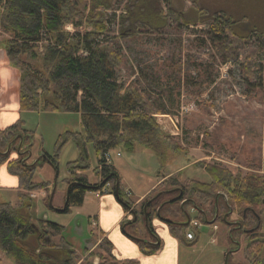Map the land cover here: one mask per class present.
Instances as JSON below:
<instances>
[{
	"label": "trees",
	"instance_id": "16d2710c",
	"mask_svg": "<svg viewBox=\"0 0 264 264\" xmlns=\"http://www.w3.org/2000/svg\"><path fill=\"white\" fill-rule=\"evenodd\" d=\"M120 3H124V11L118 16L119 35L110 39L112 14ZM173 24L204 27L205 43L222 64L243 54L241 66L248 78L258 73L256 62L264 55V0H183L180 9L173 0H0V30L5 34L0 47L19 73L20 111L79 115L82 125L81 132L59 135L53 155H44L33 164L29 156L35 133L26 129L23 121L0 130V167L7 165L10 174L20 180L16 204L2 200L0 195L3 258L12 264H92L94 258H99V264H119L107 239L80 263L77 252L64 238L65 227L38 218L31 197L34 192L47 191L43 206L71 215L84 205L90 192L107 189L116 196L119 182L117 200L126 213L136 215V220L126 226V235L144 255H154L160 249V245L141 240L145 205L149 203V235L157 239L152 220L167 196L172 195V199L179 194L167 191L179 188L181 199L166 203L162 211L169 204L184 203L183 208H196L201 220L207 213L213 218L218 212L219 219L231 211L238 214L242 228L231 232L232 240L240 241L238 238L248 232L245 264H264V242L253 234L263 228L259 219L264 214L262 148L258 160L235 170L221 163L197 162L195 166L210 176L209 183L184 180L180 171L161 182L139 207L125 192L117 169L106 163V154H132L138 146L151 151L162 166L172 157L188 153L171 135L161 133L156 117L174 113L168 111L167 102L155 96L158 85L149 84L141 72L134 80L119 77L125 65L120 40L143 32L164 34ZM177 66L182 68L181 60ZM259 84L252 86L264 91V83ZM70 143L75 145L78 158L66 165L68 196L65 209L59 211L50 204L53 181L38 183L34 178L46 164L59 178L60 155ZM90 147L97 158L95 167ZM12 152H18L16 159L11 160ZM160 192L164 193L152 200Z\"/></svg>",
	"mask_w": 264,
	"mask_h": 264
},
{
	"label": "rangeland",
	"instance_id": "374dc122",
	"mask_svg": "<svg viewBox=\"0 0 264 264\" xmlns=\"http://www.w3.org/2000/svg\"><path fill=\"white\" fill-rule=\"evenodd\" d=\"M173 3L177 9H180L183 0H173ZM185 3L187 7L190 6L188 2ZM123 11L124 3H120L116 13L112 14L108 34L110 39L119 35L118 16ZM67 29L74 32L72 27ZM203 31L204 27L182 28L173 24L164 34L143 32L133 39L120 40L119 45L125 54V65L119 72V77L134 80L141 72L147 76L149 84L158 85L157 92H154L155 96L167 102L168 111L174 113L156 118L160 123L161 133L172 134L175 141L187 149V156H190L172 157L165 166H162L156 156L142 146H138L133 154L122 152V158L115 159L114 166L121 173L123 183L125 180L131 181L133 198L138 197L141 191L162 175L175 172L190 164V160L221 163L235 170L252 164L253 160H258L262 148L264 165V91L260 86H252L264 83V55L256 62L258 73L254 78H248L241 66L243 54L237 59L222 64V60L215 56L212 47L205 43L206 37ZM3 35L5 34L0 30V39ZM179 60L182 61L181 69L177 66ZM142 82L147 84L144 79ZM28 115L25 120L26 129L35 133L34 147L30 151V159L28 158L31 164L44 155H53L59 135L68 131H82L79 115L63 113H28ZM89 153L91 163L96 164L95 153L91 147ZM18 155V152H12L11 160L16 159ZM77 158L78 151L75 145L68 144L60 155L59 178L56 179L58 190H62L66 183V165ZM88 175L91 176L92 171ZM54 176L52 168L46 164L36 172L34 180L38 183H46L45 181ZM183 176L201 183L210 182L208 173L196 166L189 167ZM34 193L37 194L34 203L42 210L45 208L41 204L42 192ZM1 194L4 196L2 192ZM95 194L90 192L86 196V202L95 199ZM9 196L10 202L15 200V194ZM171 196H167L166 201ZM56 203H58L57 198ZM91 209L94 210L95 206ZM178 209L180 208H177V205L169 204L162 211L163 217L156 219L167 226L169 211ZM45 213L56 222L65 221V215L64 217L52 215L46 208ZM188 216L190 220L199 219L198 221L204 222L203 228L213 221L212 216L209 215L210 221L206 223L205 217L201 220L199 213L194 210H189ZM233 216L236 218L235 215ZM133 218L132 214L129 220ZM180 221L186 222L185 219ZM260 221L263 227L261 231L264 232V215L260 216ZM215 223L220 229L216 233L212 232L210 226L211 231L200 228L205 234L201 236L199 244L206 252L204 259L210 258L215 251V260L220 264L221 260H224L225 251L234 248V243L237 241H233L230 237V226L227 223L222 219ZM241 239L243 240L240 251L228 264H232L236 259L245 264L244 250L247 242L246 238ZM219 251L222 257L219 256Z\"/></svg>",
	"mask_w": 264,
	"mask_h": 264
},
{
	"label": "crops",
	"instance_id": "0c3cea01",
	"mask_svg": "<svg viewBox=\"0 0 264 264\" xmlns=\"http://www.w3.org/2000/svg\"><path fill=\"white\" fill-rule=\"evenodd\" d=\"M27 116H29L28 113H22L20 111L19 73L15 68H13L10 65L5 52L0 47V130H5L6 128L11 127L12 125L16 124L19 121H23L25 128H27V124L25 121ZM157 117L163 118L165 117V115H160ZM165 134L169 135L166 132ZM145 150L149 151L147 149ZM118 153L120 152H117L116 154L111 153L113 155V159L111 163L113 166H114L115 159L122 158V156H118ZM187 157H190V156H187ZM196 163L197 161H193L190 164H187L186 166H183L182 168L177 169L175 172L162 175L161 178L150 183L148 187L144 191H141L138 197L136 198H133L134 192L132 190L131 181L125 180V182L123 183V180L121 178V173L119 172L118 168H116L115 166L114 167L117 169L120 175L121 182H122L125 192L130 194L131 199L135 202V206L139 207L143 204L145 199L157 188V186L161 182H163L164 180L168 178H171L174 174L180 171H183L185 173V171L189 167H193V166L195 167ZM96 164H97V158H96ZM96 164H92V166L95 167ZM183 179L185 180L186 177L183 176ZM48 181H53V184L55 181L54 187H56L55 192H54L52 207L56 210L62 211L66 203V194H67V189H68L67 184L65 183L62 190H58V184L56 185L55 176L53 178H50V180ZM54 187H53V190H54ZM173 190L175 191L170 192ZM173 190H170L169 192L167 191V193L173 194L175 192H178L179 195H174L172 199H168L162 204L161 207H159L160 211L158 212L157 210V215H158L156 216L157 218L163 217L162 207L166 203L168 202L174 203L181 199L182 193L180 192L179 188H175ZM1 192L4 194V196L1 194ZM19 192H20L19 178L17 176L10 174L7 165H3L2 167H0L1 199L4 201L10 202V198H8V196L15 194V200L12 201L11 203L16 204L18 200ZM46 193L47 191L42 192V194L40 195L42 199L46 197ZM94 193H96L95 199L89 200L87 203L86 198H85V202L82 207L74 209L71 215H65L66 216L65 221L57 220L58 222H56L55 220L50 219L47 213H45V208L41 210L40 206H37V209H36L38 218L52 221V222H55L65 227L64 238L67 241V243H69L77 252L78 256L81 259L80 263H82L88 257L89 254L94 252L97 246L104 239H107L113 245V251H112L113 258L119 264H133V262H135L134 264H218L217 261L215 260L216 252L214 251L210 258L204 259V257H206V252L202 250L200 246L201 244H199L201 236L205 234L201 232L200 228L205 231H211V229L209 228L210 226L212 228L213 233H216L217 231L220 230L219 226L215 223L218 220H220L218 218V212H216L215 216L213 217V221L211 223L213 224V226H211V224H208V226H206L205 228H203L204 222L202 221L201 222L199 221L200 227H192L190 225L191 221H198L199 219L198 220L188 219L187 223L179 224V226H182L181 228L177 227L174 221L176 219H174V217L171 216V213L173 211H169L167 215L169 218V221H167L168 223L167 226L162 224L163 222H161L160 220H157L155 217L153 218L151 224L156 233L157 239L155 238L153 239L152 237H150L149 229H148L149 227L148 221L145 218V226L143 229L144 237L141 238V240H143L144 242L160 245V249L154 255H144L142 251L140 250L139 245L135 241H133L131 238H129L125 232L126 226L131 221L136 220V215L133 214L134 218L132 220H129V217L130 215H132V213L130 212L126 213L122 204L119 203L116 196L113 195L109 190L103 189L99 192H94ZM162 193L164 192H160L152 200L161 196ZM36 198H37V194H36L35 200ZM56 198L58 199V203H56ZM54 200H55V204H54ZM147 205L148 203L145 205V207ZM93 206H95L94 210L91 209L93 208ZM179 206L183 208L184 203H181ZM179 206H177V208H179ZM145 207H144V210H145ZM49 212L52 213V215L53 214L57 216L62 215V217H64V214L58 213L57 211H49ZM42 215H44V217H41ZM202 216L205 217L206 223L210 221V219L207 217L206 214H202ZM56 218L58 219V217ZM232 218H235V217L232 216ZM221 219H223V217H221ZM238 223L239 222H234L232 224H238ZM173 225L175 227H173ZM215 226L217 227V230L214 229ZM95 230L96 232H94ZM177 230L179 232H177ZM232 231L233 230L230 229L229 235H231ZM176 232L180 234L179 237L176 235ZM189 233L193 234L194 236L193 240L187 239V234ZM206 234H209V233H206ZM241 238H247V235L240 236L238 240H240ZM260 239L261 238H259V240ZM242 240L243 239L235 242L234 243L235 247L232 248L231 250L227 249L225 251L223 255L224 260H221L220 264H226V263L228 264L231 258L237 256L238 251H240L241 249L240 244ZM245 241L247 242V240ZM230 252L232 253L230 254ZM219 256L222 257L220 251H219ZM99 263H100L99 258H94L92 260V264H99ZM0 264H12V262L3 258L0 254ZM232 264H243V263L240 262L238 259H236V261H233Z\"/></svg>",
	"mask_w": 264,
	"mask_h": 264
},
{
	"label": "flooded vegetation",
	"instance_id": "af4514ba",
	"mask_svg": "<svg viewBox=\"0 0 264 264\" xmlns=\"http://www.w3.org/2000/svg\"><path fill=\"white\" fill-rule=\"evenodd\" d=\"M179 195V194H178ZM179 208L180 209H178V211L176 212V211H173L172 213H171V216H173L174 217V219H176V220H174L175 221V223H176V225H177V227H179V228H181L182 226H179V224H181V221H180V219H185L186 220V222L185 223H187L188 222V219H190V217L188 216V214H189V210H194V211H197L198 212V210L196 209V208H192L191 206H188V207H184V208H182V207H180L179 206ZM181 213H182V215H181ZM199 213V212H198ZM235 214V216H236V218H232V216ZM207 215L209 216L210 214L209 213H207ZM264 215V214H263ZM223 220L225 221V223H227L229 226H230V229H232V230H235V228L236 229H241L242 228V224H241V222H242V219L238 216V214H236V213H234V212H231V213H226V214H223ZM226 219V220H225ZM259 219H260V216H259ZM234 222H239L238 224H232V223H234ZM174 223V224H175ZM260 223H262V221H260ZM238 225V226H237ZM239 225H241V227H239ZM229 229V230H230ZM252 230L251 231H253V228H251ZM255 229V228H254ZM262 230H263V228H262ZM247 231V230H246ZM247 233V236H248V232H246ZM254 235H255V237L257 236L258 238H261L260 240L261 241H263L264 240V232H262L261 230H259V231H257V232H255V233H253ZM248 238H246V240H247ZM249 240V239H248ZM248 240H247V242H248ZM264 242V241H263Z\"/></svg>",
	"mask_w": 264,
	"mask_h": 264
},
{
	"label": "built area",
	"instance_id": "2783aa9c",
	"mask_svg": "<svg viewBox=\"0 0 264 264\" xmlns=\"http://www.w3.org/2000/svg\"><path fill=\"white\" fill-rule=\"evenodd\" d=\"M118 156H121V154L118 153ZM112 159H113V155L111 153L106 154L105 160H106L107 164H111L112 163ZM31 196L34 198V197H36V194L33 193ZM190 225L192 227H200L199 221H191ZM214 229L217 230V227L215 226ZM193 238H194V236H193L192 233L187 234V239L193 240Z\"/></svg>",
	"mask_w": 264,
	"mask_h": 264
},
{
	"label": "water",
	"instance_id": "95a60500",
	"mask_svg": "<svg viewBox=\"0 0 264 264\" xmlns=\"http://www.w3.org/2000/svg\"><path fill=\"white\" fill-rule=\"evenodd\" d=\"M18 150H20V147L18 148ZM44 158H45V156H43ZM42 157V158H43ZM41 158V159H42ZM57 177V176H56ZM118 184H119V182L117 183V189H116V197H117V195H118ZM55 189H56V187H54V190H53V193H52V196H51V199H50V204L52 205L53 204V197H54V192H55ZM175 190H173V191H170V192H174ZM177 191V190H176ZM67 196H68V193L66 194V198H67ZM159 196V195H158ZM149 204V203H148ZM263 204H264V201H263ZM147 207V206H146ZM146 207H145V210H144V212H145V217H146V219H147V221H148V218H147V209H146ZM64 209H65V207H64ZM63 209V210H64ZM62 210V211H63ZM160 211V208L158 209V212ZM239 227H241V225H239ZM227 264V263H226Z\"/></svg>",
	"mask_w": 264,
	"mask_h": 264
}]
</instances>
